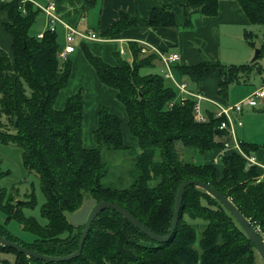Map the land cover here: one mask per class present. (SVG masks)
Masks as SVG:
<instances>
[{
  "label": "trees",
  "instance_id": "1",
  "mask_svg": "<svg viewBox=\"0 0 264 264\" xmlns=\"http://www.w3.org/2000/svg\"><path fill=\"white\" fill-rule=\"evenodd\" d=\"M181 1L184 27L190 28L194 15L216 16L222 0ZM232 1L239 4L250 24L264 25V0ZM96 2L85 0L84 14ZM20 7V0L0 3V10L8 14L4 28L12 38L11 54L0 46V144L20 148L24 167L39 177L45 197L41 214L46 223L41 224L23 211L24 207L36 205L35 198L12 204L0 186V210L6 216L5 224L16 220L34 238L25 242L0 224L1 236L43 255H70L79 247L83 226L73 225L66 213L78 211L87 197L95 202L117 203L153 232L165 236L171 228L177 190L183 181L191 179L208 183L229 198L264 241V176L259 179L263 170L247 167V161L234 150L222 157L221 167L196 159L222 147L216 137L227 133L219 129L225 118L206 110L208 120L197 122L193 113L195 98L181 103L178 92L162 74L140 73L160 57L152 52L142 53V46L137 43L130 44L131 63L119 60L111 65L85 51L98 80L115 90L125 107L128 130L141 151L135 164L138 176L129 187L104 186L107 166L102 149L128 148L122 119L106 108L100 109L94 131L98 146H84L82 90L69 97L63 109L54 107L68 84L72 63L69 58L60 62L57 54L61 46L56 32L47 30L41 39L31 33L40 11L29 2L25 13ZM145 24L150 28L176 27L173 5L152 9ZM136 25L137 17L121 11L105 34L114 36ZM245 38L255 47L254 34L246 33ZM259 49V57L253 63L225 65L203 59L197 64L176 63L172 67L175 75L197 85L217 72L218 93L225 98L232 83L250 79L255 72L262 73L259 60L264 55V43ZM178 143L188 157L181 159ZM240 146L258 159L259 146L245 142ZM8 173L0 168V180ZM153 181L156 184L150 186ZM65 234L69 236L64 238ZM0 252L13 254L12 264H255L259 256L226 207L196 186L186 189L176 232L166 243L152 241L108 208L94 220L82 253L75 259L44 262L1 244Z\"/></svg>",
  "mask_w": 264,
  "mask_h": 264
},
{
  "label": "crops",
  "instance_id": "2",
  "mask_svg": "<svg viewBox=\"0 0 264 264\" xmlns=\"http://www.w3.org/2000/svg\"><path fill=\"white\" fill-rule=\"evenodd\" d=\"M29 1L33 5L36 4L41 6L47 5L49 1H54L56 3L57 13L61 19H63L64 23L74 26L78 31L94 32L99 35L100 40L96 41H86L81 43L79 38L76 39V51L68 56L72 63V72L69 79L70 81L68 82H71L75 78L80 65L85 73L90 71V75L86 77L87 83L94 85L96 91L94 99L98 100L99 98H106L108 102L112 103V108L114 110L111 108V113L115 115L120 114L117 116L122 119L124 141L127 146L130 142L135 143L137 146L138 144L136 138H134L128 130V119L125 107L121 104L122 107L118 103L120 101L117 99L116 91L103 85L98 80L96 72L94 71L95 69L93 70L90 67L91 64L88 60L85 61V51L89 50L92 54L102 58L104 62L116 65L119 60H126L130 63L132 62L131 43H137L141 45L142 48L143 43H147L166 54L178 53L180 55V61L178 63L183 65H193L201 62L203 60L200 53L201 48L210 60L219 61L225 65H243L251 63L250 60L254 55V50L260 48V45L257 43H255V47L248 44L245 34H256L251 30V28H253L252 24L248 22L239 4L232 0L220 1L219 12L216 16L203 17L200 15H194L192 17L193 25L190 28L183 27L184 16L181 8L183 1L181 0H97L96 5L85 14L83 11L85 0ZM167 4L173 5L177 26L153 28L146 26L145 20L151 10ZM121 11L137 17L138 25L127 28L120 34L107 36L105 32H107L119 19ZM39 15L37 23H39L40 26L38 31L35 30L33 34L44 32L47 29L48 18L44 13L40 12ZM7 21V12L0 10V46L3 49L11 51L12 38L4 28V24ZM57 34L59 45L62 47L65 44L66 29L61 23L57 26ZM241 44L244 45L241 46ZM262 63L263 60H259L262 73L259 74L255 72L251 75L250 79L232 83L228 95L225 98L221 97L218 93L219 75L217 72L202 80V82L197 85L196 89H192L193 87L189 89L193 92L202 93L206 99L212 101H221V103L227 104L241 102L251 97L255 91L264 88V79L263 83L258 86V88L255 87L254 84L256 78L262 77L264 74ZM88 93L89 91L87 90V92H85V98H87ZM115 98L117 100H115ZM202 103L206 110L212 112L216 111L209 106L211 103L206 101H203ZM63 104L64 102L60 104V107H62ZM86 106L87 103L85 102L84 111ZM63 108H60L59 110ZM99 111L100 109L95 111L91 123L97 122L98 125ZM234 116L243 121V125L237 127L235 131L237 140L240 143L245 142L259 146L260 148L256 152L258 155V161L264 164V140H258V136L253 132V128L264 130L261 129V119L264 116V99L260 100V103L255 106L246 105L240 116L237 114H234ZM84 118L87 119L85 113L83 121ZM216 142L220 143L223 147L224 143L233 142V138L232 136L225 134L217 136ZM221 148L211 150V158L208 162L213 163V159L217 157ZM217 166L221 167L222 164H218Z\"/></svg>",
  "mask_w": 264,
  "mask_h": 264
},
{
  "label": "rangeland",
  "instance_id": "3",
  "mask_svg": "<svg viewBox=\"0 0 264 264\" xmlns=\"http://www.w3.org/2000/svg\"><path fill=\"white\" fill-rule=\"evenodd\" d=\"M39 16L37 17L34 25L32 26L31 33H34L35 30L38 31V28L40 26L39 23H37L39 20ZM252 27L253 28H251V30L256 34L254 35L253 41L261 46L264 43V25H252ZM242 45L244 44H241V46ZM256 49L254 50V55ZM4 50L7 51L9 54H11L10 50L8 49H4ZM200 53L203 59H207V60L209 59V57L205 54L202 48ZM261 59L263 60L262 65L264 68V56ZM85 61H87V59H85ZM90 67L94 70V68L91 65ZM163 69H164L163 63L161 62V60L157 59L152 66L142 68L140 70V73L142 75L153 74V73L162 74ZM89 75H90V71H87L85 73L80 65L78 69V73L75 76V78L71 82H68L67 86L58 95L54 103V107L56 109L63 108L66 100L70 96L76 94L80 90H82L83 95H85V92H87V90L89 91L87 98H85L86 95L84 96L85 102L87 103L84 113L87 119L84 118L82 125L83 143L86 148H94L97 147L98 144L95 140V134H94L95 131L94 129L97 126V122H95L96 124L91 123L93 119V115L95 111L102 108H106L108 111L111 112L112 103L108 102L106 98H102V99L99 98L98 100L94 99V95L96 94V91L93 84L87 83L86 76ZM176 78L180 82H186L189 88L193 87L192 89L194 88L196 89L197 87V84L191 82L188 78H183L178 75H176ZM263 79H264V74L262 75V77L256 78V80L254 81L255 87L258 88V86H260L263 83ZM115 100L117 99L115 98ZM62 102H64V104L62 107H60V104ZM218 102L221 103V101ZM118 103L120 105L122 104L121 102ZM209 106L213 110H216L215 106L211 104ZM112 110L114 109L112 108ZM261 129H264V116L261 119ZM253 132L256 134V136H258V140H264V130H257L253 128ZM128 144H129L128 148L124 150H112L106 148L102 149V155L107 166L106 173L102 179V184L104 186L118 188V189L127 188L137 178L138 171L136 169L135 164H136V158L141 151L139 146H137L135 143L130 142ZM177 149L181 159H184L185 156L188 157L187 155H185V152L183 151L181 144L179 143L177 144ZM210 156H211V151H209L204 157L198 155L197 159L199 162H208L211 158ZM0 168L2 169V171H9L8 174L2 176L0 180V186L5 189L6 196L11 197L10 198L12 201L11 203L12 204H14V202L27 203V201H32V197L35 198L36 205L34 207H24L23 211L27 216H32L36 218L41 224H45L46 221L42 218V214H41V209L45 202V197L41 190L40 179L34 172H29L24 167L22 162L21 149L12 144L10 145L0 144ZM155 184L156 182L153 181L150 183V186H154ZM22 206H24V204H21V207ZM5 221H6V216L4 212L0 210V224L3 228L8 229L11 233H13V235H16L19 239L26 240L25 242L31 241L34 238V235L24 231L21 224L16 220L10 221L9 224H5L6 223ZM68 236H69L68 234H65L64 238ZM13 261H14L13 254L8 252H0V264H3L4 262H8L9 264H12ZM255 264H264L260 256H258Z\"/></svg>",
  "mask_w": 264,
  "mask_h": 264
},
{
  "label": "built area",
  "instance_id": "4",
  "mask_svg": "<svg viewBox=\"0 0 264 264\" xmlns=\"http://www.w3.org/2000/svg\"><path fill=\"white\" fill-rule=\"evenodd\" d=\"M10 0H0V3L7 2ZM30 3L29 0H20L21 10L25 13V5L26 3ZM41 13H44L48 18L47 30L51 32L57 33V26L59 23L63 24L66 29L65 35V44L60 47L58 50V58L61 63L65 62L68 59V56L71 53L76 51L75 41L77 38L80 39L81 43L86 41H96L100 40V37L97 33L94 32H81L75 29L74 26L64 23L63 19L58 15L56 3L54 1H49V3L45 6L34 5ZM44 32L38 33L36 36L38 39L43 38ZM156 53L160 57L161 62L164 65V69L162 71V75L168 81V83L178 92L177 100L181 103H184L187 98L192 97L197 100L194 106V116L197 122L204 123L208 120L207 111L203 107L202 102L206 101L213 104L216 107V111L213 112L215 117H224L225 119L222 121L219 129L226 131V135H230L233 138V142L224 143L223 147L219 151L217 157L213 159V163L215 165L220 164L222 157L231 150L237 151L240 155L247 161V167L257 166L263 170V175L259 177L262 178L264 176V164L260 163L256 156L246 154L241 146L240 142L237 140L235 131L237 127L243 125V121L240 118H236L234 114L240 116L246 105L255 106L260 103V100L264 99V88H261L253 93V95L241 102H237L235 104H227L220 103L217 101H212L206 99L202 93L193 92L189 89V86L185 82H180L177 80L176 75L173 70V65L180 61V55L178 53L166 54L161 50L156 49L148 45L147 43H143L142 53ZM172 106V105H171ZM257 230V229H256Z\"/></svg>",
  "mask_w": 264,
  "mask_h": 264
},
{
  "label": "water",
  "instance_id": "5",
  "mask_svg": "<svg viewBox=\"0 0 264 264\" xmlns=\"http://www.w3.org/2000/svg\"><path fill=\"white\" fill-rule=\"evenodd\" d=\"M259 52H260V49H256L255 55L252 58L251 63L255 62L258 59ZM15 125L16 126L18 125L17 121ZM190 186H196V187H199L205 190L209 195L217 199L222 205L226 207V209L233 215L235 220L238 222L240 227L243 229L247 237L252 241L258 255L261 257V259L264 262V241L258 234V231L251 224V222L243 215V213L234 205V203L229 198L222 195L210 184L204 183L200 180H191V179L183 181V183L180 185V187L177 190L171 228H170L169 234L165 236H162V235H159L153 232L151 229L146 227L140 220H138L134 215H132L128 210H126L119 204L108 202V201L95 202L93 198L87 197L83 203V206L78 211L72 214L68 212L66 213L68 220L73 225L83 226V231H82L79 247L74 253L70 255H66V256H61V257L43 255V254L36 253L32 250L27 249L23 245L12 242L1 235H0V244L3 246L15 249L27 255L28 257H32L34 259L41 260L44 262H63V261L75 259L79 257L82 253L84 243L88 237L90 228L94 220L98 217V215L101 212H103L104 210L108 208L113 209L116 212H118L120 215L126 218L130 223H132L136 228H138L143 234L148 236L152 241L157 242V243H166L174 236L176 232L178 221H179V216H180V211H181V206L183 202V196H184L186 189Z\"/></svg>",
  "mask_w": 264,
  "mask_h": 264
}]
</instances>
